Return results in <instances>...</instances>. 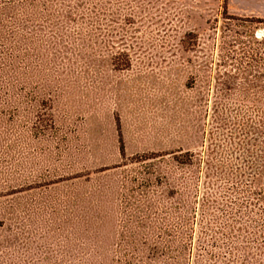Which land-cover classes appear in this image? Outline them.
<instances>
[{"label": "rangeland", "instance_id": "1", "mask_svg": "<svg viewBox=\"0 0 264 264\" xmlns=\"http://www.w3.org/2000/svg\"><path fill=\"white\" fill-rule=\"evenodd\" d=\"M0 264H264V0H0Z\"/></svg>", "mask_w": 264, "mask_h": 264}]
</instances>
